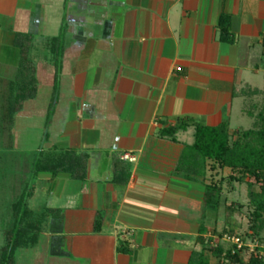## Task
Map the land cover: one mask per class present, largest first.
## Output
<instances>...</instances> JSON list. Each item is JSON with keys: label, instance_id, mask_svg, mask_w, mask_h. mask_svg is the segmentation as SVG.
<instances>
[{"label": "crops", "instance_id": "obj_1", "mask_svg": "<svg viewBox=\"0 0 264 264\" xmlns=\"http://www.w3.org/2000/svg\"><path fill=\"white\" fill-rule=\"evenodd\" d=\"M223 14L231 43L219 40ZM18 42L36 89L0 136V173L28 183L32 212L52 210L27 248L34 264H187L213 220L204 185L175 166L195 124L237 129L241 93L259 89L264 0H0V110ZM179 121L174 140L161 134ZM51 149L82 154L83 174H32Z\"/></svg>", "mask_w": 264, "mask_h": 264}, {"label": "trees", "instance_id": "obj_2", "mask_svg": "<svg viewBox=\"0 0 264 264\" xmlns=\"http://www.w3.org/2000/svg\"><path fill=\"white\" fill-rule=\"evenodd\" d=\"M218 29L220 41L233 42L227 15L223 14L219 17ZM17 47L20 58L16 75L13 81L7 85L8 94L3 102L4 109L0 110V136L5 133L6 128L11 126L14 114L21 108L22 103L34 96L36 89L33 64L19 42ZM258 92L259 90L256 88H247L241 95L251 97ZM52 101L54 102V99ZM52 101L49 110H51ZM254 105L250 104L246 110V114L254 119L252 128L233 132L227 120L217 126L195 124L193 141L183 147L175 166V173L187 180L200 182L204 185L203 218L207 215L215 218L223 203H228V206L233 208V202L224 201V183L233 185L245 182L248 188V204L251 207L247 215L250 235L260 238V233L264 231V104L255 114L252 111ZM186 125L184 121H179L172 127L164 128L161 134L174 140L175 131L184 129ZM53 151L52 149L51 151H42L32 159V174H36L38 171H48L52 174L68 172L73 178H78L83 174L86 160L82 154L72 150H55L56 154L52 155ZM224 168H227L229 173L217 177L218 169ZM124 174L126 175V172ZM15 192L10 204L11 222L3 231L0 264H14V253L17 248L34 246L46 217L52 212L51 209L38 214L32 212L28 206L31 195L28 183L25 188ZM225 221L229 227L226 234H231L236 225L229 217H226ZM198 232L196 242L200 245V249L191 251L187 264H209L204 248H207L210 254L218 261H222L223 264H264V256L260 255L250 254L249 258L243 261L240 254L241 247L237 248L233 243H230L227 248H223L218 243L211 245L213 237L205 236L207 229L203 223L199 225ZM223 234L218 235L222 236ZM236 237L245 245L244 237ZM262 240H264V236H262Z\"/></svg>", "mask_w": 264, "mask_h": 264}, {"label": "rangeland", "instance_id": "obj_3", "mask_svg": "<svg viewBox=\"0 0 264 264\" xmlns=\"http://www.w3.org/2000/svg\"><path fill=\"white\" fill-rule=\"evenodd\" d=\"M254 79V80H253ZM253 83L255 86L259 87L258 94H255L251 97H245L243 106L240 103H237L232 111L230 124L233 129V132H237V130H243L253 127L254 119L246 114V110L249 108L250 104H255L254 109H252L255 114L257 110L260 108L262 104H264V76H259L257 78L252 77ZM253 84V85H254ZM1 100V96H0ZM240 102V101H239ZM0 151L4 152L1 148ZM15 168V167H14ZM19 168V165L16 166V169ZM2 172V171H1ZM229 170L227 168L218 169L216 172L217 177L227 175ZM20 185V184H19ZM14 186V188L10 187ZM18 181L15 182L12 178H7L6 175H2L0 173V247L3 239V231L5 227L7 228L10 224V204L15 196V191H19ZM257 190V188H254ZM224 190V201L233 202L234 206L231 209L228 206V203H223L219 207V212L213 217V222L209 225L210 236L213 237L211 245L215 243L221 244L223 248H227L230 242L222 240L224 236H242L244 237V244L241 247L240 254L243 261H246L250 254L264 256V240H262V236H264V231L260 233V238L252 237L250 235L249 223L247 219V215L251 210L250 205L248 204L247 192L248 188L244 183H234L223 184ZM32 209L34 211H38L34 204L32 205ZM229 217L232 219L236 225L235 230L230 234L226 231L228 230V224L225 221V218ZM223 234L219 236L218 234ZM35 249H27L26 247H19L16 249L14 253V264H21V261L26 260L25 264H32V259H34ZM204 253L209 259V264H223L222 261H218L215 257L210 254V251L207 248H204ZM29 256V257H27ZM32 258V259H31ZM32 260V261H30ZM34 264V261H33Z\"/></svg>", "mask_w": 264, "mask_h": 264}, {"label": "built area", "instance_id": "obj_4", "mask_svg": "<svg viewBox=\"0 0 264 264\" xmlns=\"http://www.w3.org/2000/svg\"><path fill=\"white\" fill-rule=\"evenodd\" d=\"M121 159L132 161L133 157L127 153H124V154H122ZM222 240L235 244L237 246V248H240L243 246V243L235 236H230V237L224 236L222 238Z\"/></svg>", "mask_w": 264, "mask_h": 264}]
</instances>
